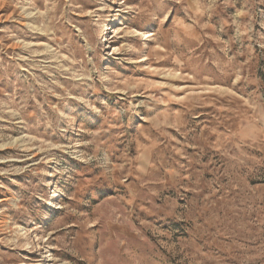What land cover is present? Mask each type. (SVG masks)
Wrapping results in <instances>:
<instances>
[{"label":"rangeland","instance_id":"obj_1","mask_svg":"<svg viewBox=\"0 0 264 264\" xmlns=\"http://www.w3.org/2000/svg\"><path fill=\"white\" fill-rule=\"evenodd\" d=\"M0 264H264V0H0Z\"/></svg>","mask_w":264,"mask_h":264}]
</instances>
